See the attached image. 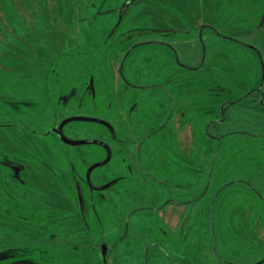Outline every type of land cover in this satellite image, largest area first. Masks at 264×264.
Returning <instances> with one entry per match:
<instances>
[{
    "label": "rangeland",
    "instance_id": "rangeland-1",
    "mask_svg": "<svg viewBox=\"0 0 264 264\" xmlns=\"http://www.w3.org/2000/svg\"><path fill=\"white\" fill-rule=\"evenodd\" d=\"M263 18L264 0H0V264H210L199 245L211 236L218 264H264ZM117 74L137 93L131 115L130 103L118 109ZM165 86L181 111L218 119L195 142L203 164L179 174L183 163L171 160L181 188L160 178L163 154L176 151L161 131L141 144L140 169L128 174L122 161L130 136L120 131L134 132L136 120L151 126L147 93L158 109ZM69 116L103 122L65 123L83 144L46 135ZM92 140L111 151L90 172L94 186L126 177L92 192L82 186L79 198L75 184L107 154ZM5 159L23 166L20 180ZM169 197L186 208L188 227L163 222L158 207Z\"/></svg>",
    "mask_w": 264,
    "mask_h": 264
},
{
    "label": "flooded vegetation",
    "instance_id": "flooded-vegetation-1",
    "mask_svg": "<svg viewBox=\"0 0 264 264\" xmlns=\"http://www.w3.org/2000/svg\"><path fill=\"white\" fill-rule=\"evenodd\" d=\"M197 27L198 28L199 27L201 28L203 26H197ZM174 29L172 27H164L160 31H164V32H166L167 30L174 31ZM175 30H177V29H175ZM142 42H144V41H140L139 43H142ZM147 42L159 43V44H161L163 46H166V47H169L170 46V45L167 44L166 41H154V40H152V41H147ZM129 49H131V48H128V50ZM122 62H123V59H122L121 63ZM144 75H147L148 78H150L152 81L154 80L153 77H150V74H149L148 71L146 73H144ZM117 76H118L119 81L122 79L121 84L123 86L122 87L123 89L121 91H118V92L114 93L116 95V98H117L118 109H121L122 110V108L125 105V103H130L129 106H128V108H127V112L130 111L128 114L131 115L132 114V110L136 106L135 103H134V99H136L137 93H135V92L133 93L131 91V89H133V88L128 83V81L126 79H124V77H120L119 74H117ZM169 78H172V76H169L166 79V81H169L170 80ZM155 85H157V83H155V81H154V83H148V86L146 85L145 88H150V87L155 86ZM85 91H86V93H90V94L92 93V91H93L92 81H91L90 85L85 86ZM252 91L257 92V94H258L257 100H259V97L262 96V94H263L262 87H255L254 90H252ZM158 92H159V95L161 94V97H162V99H159L160 105H159L158 109L152 108L153 106H151V105H154V104L151 103L153 101V95L150 92L147 93L146 101L144 102L147 107H150V110L152 109V115H155V117H156L155 120H153V124H151V126H147L142 121L136 120V126L134 128V132H132L133 130L132 131H129L127 128H122V130L120 131L121 133L128 135L127 137L130 136V139L128 140V142L130 143V144H128V147H130V149H129V151H126L125 152V156L123 158L125 160H122L121 159L122 161H125V162H123V164H125V167L128 170V174L129 173L130 174L133 173L132 171H135V170L140 169L139 150H140L141 144H143L144 141L147 138H149L153 133L158 132V131H162L165 128V126L169 122H171L177 114H182V111L178 107H176V105L174 103L175 102V99H174V96L172 95V92H171V89L170 88H168V87L165 86L163 88H159V91ZM49 95H50V92L47 90V91H45L43 93V96H44L43 98L48 101L49 100ZM61 98H62L61 99L62 104L64 102L65 103L67 102V98L66 97H64L62 95ZM165 101H167V103L163 105V102H165ZM187 101L188 102H186V103L189 105L190 102H189V100H187ZM44 105H47V104H44ZM63 106H64V104H63ZM223 111H225V107H223ZM130 115H126V120L129 123H130V121L128 120V116H130ZM184 115L185 116H193L191 114L186 113L185 111H184ZM69 117H73V116H69ZM65 118H68V117H65ZM65 118L62 117L61 119L58 120V122L55 125L50 126L48 128V133L46 135H48L49 133H53V134H56V136L60 140H62L60 138V135L55 131V129L58 127V125L60 124V122L63 119H65ZM89 118H93V117H89ZM120 118L122 120H124L122 118V114H121ZM217 120L218 119H213L212 117L209 118V119H207V123L204 126L203 135H207L210 132L209 128H210L211 124L212 123H217L216 122ZM95 122H99V121H95ZM64 125L62 126V133H63L64 136L68 137L65 134ZM135 131H138V132L146 131V133L143 135V138H139L138 136H135L136 135L135 134L136 133ZM114 134L116 135V129L114 130ZM162 137H164V136H162ZM96 143H99V144L104 145L106 147V149L109 148L108 145L106 143L102 142V141H97ZM107 153H108V150H107ZM106 156H107V154H106ZM110 157H111V151H110ZM1 162H2L1 164H3L4 167L7 168L8 171L12 174V176L14 177V179H17V180H20L21 179V172L23 170V168H22L23 166L22 165L15 164L16 163L15 161H13V160L12 161H9L7 159L1 160ZM95 163H97V162H95ZM95 163H93V164H95ZM93 164H91V165H93ZM89 167L87 168L86 175L84 177H80V180H78V182H79L78 183V185H79L78 188L76 187V184H75V191H76V194L75 195H76V197H78V194H77V191H78L79 198H80V196H81V187L82 186L83 187H88L89 190H90V192H92L97 187L98 188H101V187H105V186H108V185L110 186L114 182L118 181V179H121V178L123 179L124 177H126V175L124 173H122V174L125 175V176H123L122 174L117 173L119 175L118 177H116V178H114V179L106 182L102 186H100V185L99 186H94L93 181H92V179L90 178L89 175H90V172L92 171V169L95 166L92 167L88 171ZM117 174H115V175H117ZM4 191H6V190H4ZM76 199H78V198H76ZM80 200H82V199H80ZM77 203L79 205V210L80 209L83 210V208H84L83 201L77 200ZM50 233H53V232H50Z\"/></svg>",
    "mask_w": 264,
    "mask_h": 264
},
{
    "label": "crops",
    "instance_id": "crops-1",
    "mask_svg": "<svg viewBox=\"0 0 264 264\" xmlns=\"http://www.w3.org/2000/svg\"><path fill=\"white\" fill-rule=\"evenodd\" d=\"M188 102V101H186ZM184 103V106H188L187 103ZM199 118V117H198ZM195 116H185L184 115V111H182V114H177L174 119L169 122L165 128L160 132L162 136H164V140H166V143L172 142V144L174 146H176V151L173 153H164V158L167 162V164L169 165L168 167H161L162 170L159 171V175L161 176L160 178L163 180H166V176L171 175L173 178V182L174 185L178 186V188H181L183 185L180 184V178L176 179L175 176V172L173 170V168L171 169L170 167H172L171 165V160H177L178 162L183 163L184 168L180 170L179 174H181L182 172H187L188 174H191L195 169L197 164H203L204 160L206 159L204 153L199 152L196 149V141H198V139L200 140L202 138V133L204 130V126L207 123V119L211 118V116L206 117L205 119L201 120L198 119ZM204 118V117H203ZM192 130V131H191ZM218 157V155H217ZM168 160V161H167ZM200 161V162H198ZM221 161H222V156H221ZM178 165V164H177ZM176 165V166H177ZM219 167V166H218ZM166 168V169H164ZM264 170V168H263ZM260 176L264 178V172L260 173ZM142 179V178H141ZM144 180V178H143ZM144 184V183H143ZM145 185V184H144ZM189 189H191L190 185H186ZM141 189V192H143V186L141 185V187H137ZM136 188V189H137ZM148 188V186L146 185V189ZM208 188H213V186L210 184V186ZM145 189V190H146ZM208 190V189H207ZM211 190V189H209ZM218 191V187H216L215 191ZM214 191V189H213ZM145 191L144 194L142 193V197L144 198L145 196ZM164 194V193H163ZM155 196V195H154ZM151 197V200H155L157 198H160L159 196V192L157 195V198L155 197ZM166 197H163L161 199H165ZM216 198V197H215ZM173 198L169 197L168 198V203L163 202L158 208H159V214L163 219V222L165 224H169L174 226L175 228H177L179 226V224H184L183 228L188 227L189 223H190V218L189 216H184L182 215V209L184 208V210L186 209L185 207H183L180 204H175L176 206H173L172 201ZM158 201V200H157ZM180 203V202H179ZM156 204L158 203H154V206H157ZM216 208L214 206V203L212 205L211 208V218H212V223H214V214ZM226 221H231L230 216H227L225 218ZM214 235V234H212ZM217 238L216 236L214 237H210L208 240L205 241H200V247L203 249L204 251V255H205V262H209L210 264H218V262L221 261H225L223 259V255L219 252V250L217 249ZM205 243V244H204ZM155 244V242L153 243ZM214 252H217V256H214ZM235 262H239L237 260L233 261V264H235ZM180 264H189L188 262H184L182 260H180Z\"/></svg>",
    "mask_w": 264,
    "mask_h": 264
},
{
    "label": "water",
    "instance_id": "water-1",
    "mask_svg": "<svg viewBox=\"0 0 264 264\" xmlns=\"http://www.w3.org/2000/svg\"><path fill=\"white\" fill-rule=\"evenodd\" d=\"M74 119H86V120H92V121L103 122L102 120H99V119H96V118L77 117V116H75V117H74V116H73V117H68V118L63 119V120L60 122V124L58 125V127L55 129V131L60 135V138H61L65 143H67V144H73V145H74V144H83V143H87V142H89L88 140H85V139H71V138H68V137H66V136L63 135V133H62V126H63L66 122L71 121V120H74ZM92 142H93V143H96L97 141H96V140H92ZM107 150H108V153H107L106 158L103 159V160L100 161V162H97V163L91 165V166L89 167L88 171H89L92 167H94V166H96V165H100V164L106 163V162L109 160V158H110V150H109V148H107ZM105 253H106V247L104 246V247L102 248V250H101V254H102L103 258L105 257Z\"/></svg>",
    "mask_w": 264,
    "mask_h": 264
}]
</instances>
